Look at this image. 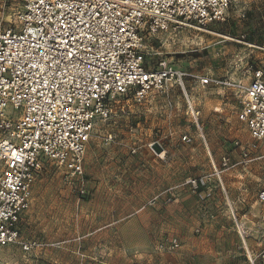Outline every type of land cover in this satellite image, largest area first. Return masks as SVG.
<instances>
[{
  "label": "rangeland",
  "instance_id": "1",
  "mask_svg": "<svg viewBox=\"0 0 264 264\" xmlns=\"http://www.w3.org/2000/svg\"><path fill=\"white\" fill-rule=\"evenodd\" d=\"M20 4L0 0V27L11 23ZM200 26L172 25L155 34L144 30L147 68L167 62L246 81L264 68V0H234L225 21ZM185 83L201 108L206 140L177 82L142 102L120 101L88 141L82 174L46 163L20 223L21 240L42 245L30 251L21 243L0 247L2 264H248L221 180L239 214H246L250 248L263 264L264 202L258 193L264 183V141L243 155L236 141L247 145L253 138L239 119L241 103L233 91L204 88L191 79ZM185 133L190 141L183 140ZM224 155L231 160L220 179L213 162L223 168ZM189 177L198 178L197 191L180 187L169 200L164 191ZM170 236H177L180 246L159 249L158 242Z\"/></svg>",
  "mask_w": 264,
  "mask_h": 264
},
{
  "label": "built area",
  "instance_id": "2",
  "mask_svg": "<svg viewBox=\"0 0 264 264\" xmlns=\"http://www.w3.org/2000/svg\"><path fill=\"white\" fill-rule=\"evenodd\" d=\"M20 1L11 23L0 27V247L21 243L30 251L42 245L39 240L20 238V223L31 207L35 181L48 161L82 174L88 141L120 101L142 102L177 82L192 122L206 140L201 108L185 80L204 88L230 89L241 103L239 119L253 138L247 145L236 141L241 152L247 156L264 141V68L255 69L246 81L182 70L167 62L156 70L146 65L144 30L155 34L172 25L225 21L234 0ZM167 105L173 107V102L169 99ZM8 106L19 112H8ZM182 138L191 140L188 133ZM222 158L223 168L213 162L220 179L231 160ZM198 186V178L189 177L164 192L171 200L178 188L195 192ZM221 186L247 263L257 264L248 241L246 214H239L223 180ZM80 190L85 193L83 187ZM258 199L264 202V183ZM180 244L177 236H170L157 247L174 250ZM259 256L264 264V247Z\"/></svg>",
  "mask_w": 264,
  "mask_h": 264
},
{
  "label": "bare ground",
  "instance_id": "3",
  "mask_svg": "<svg viewBox=\"0 0 264 264\" xmlns=\"http://www.w3.org/2000/svg\"><path fill=\"white\" fill-rule=\"evenodd\" d=\"M199 27V26H198ZM200 28H203V27H201L200 26ZM213 33H217V34H219L218 32H215V31H212ZM158 143V142H157ZM157 145V144H156ZM160 145V144H159ZM152 147V146H151ZM159 150V149H158ZM161 155H163V154H161Z\"/></svg>",
  "mask_w": 264,
  "mask_h": 264
}]
</instances>
